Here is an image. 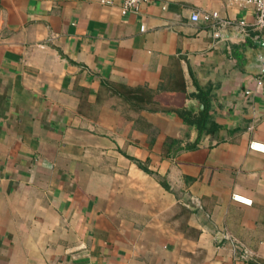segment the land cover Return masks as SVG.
I'll return each mask as SVG.
<instances>
[{
    "label": "crops",
    "instance_id": "1",
    "mask_svg": "<svg viewBox=\"0 0 264 264\" xmlns=\"http://www.w3.org/2000/svg\"><path fill=\"white\" fill-rule=\"evenodd\" d=\"M122 4L0 0V264H264L254 7ZM191 100L218 127L194 142L167 111Z\"/></svg>",
    "mask_w": 264,
    "mask_h": 264
},
{
    "label": "trees",
    "instance_id": "2",
    "mask_svg": "<svg viewBox=\"0 0 264 264\" xmlns=\"http://www.w3.org/2000/svg\"><path fill=\"white\" fill-rule=\"evenodd\" d=\"M106 85L110 86L111 88L114 87V85H110V84H106ZM116 89L118 93L120 94V96H122L123 99L127 101L129 104H134V103L136 104V101L146 103V104L147 103L160 104V102L155 101L154 97L156 96L158 92L165 91L166 87H164L163 85L162 86L160 85L159 88L156 90V92L142 88V89H136V90L126 89V92L123 93L117 87ZM167 111L175 113L176 116H178L184 123H186L189 126L196 125L198 128V139L202 134L213 133L215 130L218 129L215 123L211 121L207 104L204 110L197 114L190 113L189 111L185 110L183 106H173V107L169 106ZM170 142L171 140L167 139L164 145L167 146V144L169 145ZM196 144H197V141L194 144L190 145L189 148H194Z\"/></svg>",
    "mask_w": 264,
    "mask_h": 264
},
{
    "label": "built area",
    "instance_id": "3",
    "mask_svg": "<svg viewBox=\"0 0 264 264\" xmlns=\"http://www.w3.org/2000/svg\"><path fill=\"white\" fill-rule=\"evenodd\" d=\"M150 0H123L122 4V14H126L128 12H137L139 10V5L141 3H147ZM232 3H235L240 6L244 5H250L253 6L255 9V28L264 31V0H229ZM192 21H198L199 19H202L203 21L212 23V28L216 29L214 32V37L218 38L220 37V31L222 28H225L227 26H230L233 24L234 27L238 28L239 30L243 29L246 24L245 22H238V23H232L230 21L221 20L218 17V14L215 12L212 13H195L191 17ZM250 148L256 151L264 152V146L258 145L256 143H251ZM234 199L238 201L244 202L243 199H240L239 197H234Z\"/></svg>",
    "mask_w": 264,
    "mask_h": 264
},
{
    "label": "water",
    "instance_id": "4",
    "mask_svg": "<svg viewBox=\"0 0 264 264\" xmlns=\"http://www.w3.org/2000/svg\"><path fill=\"white\" fill-rule=\"evenodd\" d=\"M256 44L262 47L263 51L251 59L247 69L253 74L262 75L264 73V41H259ZM186 107L192 114L200 113L204 109L203 105L198 100H191L187 102ZM191 128V142H194L198 136V128L196 125H193Z\"/></svg>",
    "mask_w": 264,
    "mask_h": 264
}]
</instances>
